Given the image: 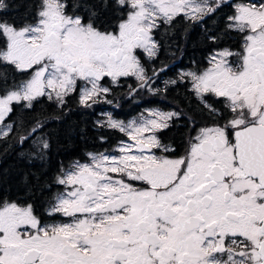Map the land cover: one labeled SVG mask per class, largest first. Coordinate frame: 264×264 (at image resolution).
Masks as SVG:
<instances>
[{"label": "snow or ice", "instance_id": "1", "mask_svg": "<svg viewBox=\"0 0 264 264\" xmlns=\"http://www.w3.org/2000/svg\"><path fill=\"white\" fill-rule=\"evenodd\" d=\"M225 6L233 12L224 34L241 36L240 50L218 49L203 72L180 74L211 125L191 121L184 154L173 155L158 133L180 112L150 110L127 124L109 118L102 126L126 139L61 170L63 190L48 211L61 222H44L31 204L0 205V264H264V0H84L71 13L68 0H34L19 21L5 18L0 0V66L30 73L10 87L0 74V139L14 130L6 122L14 103L31 108L46 97L63 106L79 87L88 107L111 92L105 77H135L130 94L167 91L177 81L153 88L158 74L148 75L137 50L151 61L161 27L177 17L201 22ZM107 12L122 14L112 30L97 25ZM42 127L37 121L19 142Z\"/></svg>", "mask_w": 264, "mask_h": 264}, {"label": "trees", "instance_id": "2", "mask_svg": "<svg viewBox=\"0 0 264 264\" xmlns=\"http://www.w3.org/2000/svg\"><path fill=\"white\" fill-rule=\"evenodd\" d=\"M83 2L68 0L69 13L72 12L73 4ZM4 3L9 7L3 15L10 21H19L28 11H35L34 0H4ZM76 11L84 14L83 8ZM121 15L119 12H107L97 21V25L112 30L119 23L118 17ZM123 18H126V14H123ZM224 21L225 14L220 10L206 18L204 26L197 21L177 17L171 26L161 27L155 33V39L159 42L157 56L151 61L142 58L148 75L151 76L155 70L158 74L155 78L174 76L177 69L182 67L203 65L204 56L211 48L235 45L240 36L234 32L225 35ZM205 29L216 31L218 39L213 42L206 36ZM3 46V40L0 39V47ZM0 74L7 77L9 87L13 83L19 85L30 75L2 66ZM106 82L107 87L111 88L107 100H117L120 96V80L113 83L107 79ZM4 90L3 80L0 79V93L3 94ZM167 92L173 96L188 94L191 104L193 93L189 91L187 82H179ZM66 100L63 106H57L46 97L33 101L31 108L24 107L26 102L13 104V111L6 117V121L14 124V130L8 137L0 139V202L17 200L40 207L50 194L61 189L55 183L56 177L61 175V170H65L72 160L84 159L90 152H112L116 148L122 137L120 131L102 126L105 123L99 121V109L80 104L79 87ZM37 121L43 127L21 144L19 137L27 135L37 126ZM41 140H47V150L41 148Z\"/></svg>", "mask_w": 264, "mask_h": 264}, {"label": "flooded vegetation", "instance_id": "3", "mask_svg": "<svg viewBox=\"0 0 264 264\" xmlns=\"http://www.w3.org/2000/svg\"><path fill=\"white\" fill-rule=\"evenodd\" d=\"M243 2H246V0H231L232 4H239ZM220 10L221 12H223V14H225V19L228 15L232 14L233 12V8L230 6L222 7L217 11H220ZM208 17L209 16H206L201 22H198V23L204 26L205 25L204 22L206 18ZM190 21H195V20H190ZM205 34L208 38H210L211 36L216 35V31L213 32L210 29H205ZM241 44H242V38L240 36V39L235 45H225L221 47L211 48L207 52V54L204 56L203 65L201 63L197 67H191V68L182 67L180 69H177L174 76L154 78V83L152 84V87L155 89H164L165 81L176 80L177 83L181 82L180 81L181 73L203 72L205 69H207L210 66L209 58L214 51L218 49H222V48H229L232 51H239ZM137 51L140 55L141 61H142V58L146 59L142 50H137ZM78 83L82 84V82H78ZM139 83L140 82L135 77H131V76L122 77L120 78V96L117 98V100L112 99L111 103H108L107 99H109V97L101 96V97L96 98L95 102L90 101L89 104L93 108L99 109L98 111L99 118H104L108 116V114L105 113L106 112L105 108H108V110H110V115L113 116L114 118L119 119L124 124H127L129 121H135V120L141 119L142 116L148 115V112L150 110H160L163 112H171V111L180 112L182 114L180 119L175 120L169 128L160 131L158 133V136L164 144H168L172 146L173 148H175V153L173 155H183L187 147V142H188V138L190 135L189 129L192 126L191 121H195L196 127L204 126L206 124L211 125L212 121L209 119L207 112L202 108V106L199 104V101L196 99V97L193 94L191 97L192 99L191 104H189L190 97L188 96V94H181V95L173 96L171 92L165 93V91H159V92L153 93L147 88L138 89L137 92L130 94L129 86H131L132 88H136ZM187 85H188V88L190 89L191 87L190 84L187 83ZM173 86L174 85H169L167 87V91H171ZM100 102H107V103L102 104ZM103 109L105 110L103 111ZM118 115H120V117ZM105 120L106 119H104V121ZM120 134L122 135L120 141L125 140L126 139L125 135L121 132ZM191 134H194V132H192ZM153 151H156V154L158 156L161 155L159 151L155 149ZM86 159L87 157L84 159L72 160L65 170H67L74 162L76 161L85 162ZM62 190L63 189L61 188L56 193H53L52 195L50 194L48 198L43 202V205L40 207H37L33 205L32 203H21V202H18L17 200H4L0 202V205H2L5 202H9V203L15 202L21 206H26L28 204H31L33 207L34 213L38 217H40L44 222L46 223L61 222L64 219L62 216L57 214L55 216L50 217L48 215V211L51 205L55 203L54 198Z\"/></svg>", "mask_w": 264, "mask_h": 264}, {"label": "rangeland", "instance_id": "4", "mask_svg": "<svg viewBox=\"0 0 264 264\" xmlns=\"http://www.w3.org/2000/svg\"><path fill=\"white\" fill-rule=\"evenodd\" d=\"M107 79H108V80H111L110 77H105V78L103 79V81H102V83L104 84L105 87H107V82H106ZM119 80H120V79H119ZM82 86H83V83H82V84L80 83V87H82ZM0 95H2V94L0 93ZM102 97H103V96H102ZM104 103H107V102H104ZM108 103H109V102H108ZM105 109H106V112H105V113H107L108 116H106V117H104V118H99V121L106 123V122L109 121V118H111L112 120H115V121H120L119 119L114 118L113 116L110 115V110H108V108H105ZM105 109H103V111H104ZM104 119H106V120L104 121ZM6 122H7V121H6ZM7 123H8V122H7Z\"/></svg>", "mask_w": 264, "mask_h": 264}]
</instances>
